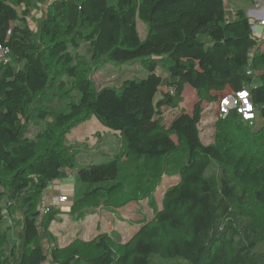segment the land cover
Returning <instances> with one entry per match:
<instances>
[{"label": "trees", "instance_id": "obj_1", "mask_svg": "<svg viewBox=\"0 0 264 264\" xmlns=\"http://www.w3.org/2000/svg\"><path fill=\"white\" fill-rule=\"evenodd\" d=\"M38 3L45 8L32 31L27 19ZM229 5L228 0H0V45L11 58L0 64V264H150L154 256L184 261L172 264H264V124L254 129L233 111L217 118L220 99L254 80L262 87L250 90L251 99L264 114V51L248 12ZM136 18L146 27L144 41ZM136 62L147 76L126 80L119 89H98L87 77L108 64ZM247 68L255 78L246 75ZM186 87L198 99L192 111L181 109L163 124V109L181 105ZM203 104L215 105L217 118L209 146L198 136ZM91 118L122 142L112 172L78 168L64 145L65 135ZM47 119L51 124L31 135L33 123ZM212 161L217 172L207 177ZM121 166L132 178L141 175L134 185L143 197L154 181V174L142 181L146 171L157 168L158 179L159 172L177 170L179 181L126 241L110 233L59 246L50 226L60 212L51 207L39 212L49 184L75 171L71 206L62 214L81 221L121 188ZM4 213L19 228L13 245L10 225L1 228Z\"/></svg>", "mask_w": 264, "mask_h": 264}, {"label": "rangeland", "instance_id": "obj_2", "mask_svg": "<svg viewBox=\"0 0 264 264\" xmlns=\"http://www.w3.org/2000/svg\"><path fill=\"white\" fill-rule=\"evenodd\" d=\"M262 1V0H258ZM230 3L231 9H244L248 10L249 8L253 7L251 0H228ZM38 7H34L31 9V13L28 16V26L32 31H36L37 25L39 20L42 18V9L43 3H38ZM24 9L23 7H21ZM18 9V8H17ZM19 10V9H18ZM136 29L138 33V37L141 41H144L147 35L145 25L136 18ZM263 40V39H262ZM79 56H84V49L80 47L77 51ZM83 59V58H82ZM159 75L161 74L160 71H156ZM147 71L144 70L139 63H128L125 65H114L108 64L103 69H94L92 70L87 77L91 78L98 89L103 87H112L115 89H119L122 83L126 80H141L147 76ZM62 80L65 81V84L70 85V81L66 79L64 76L61 77ZM255 89L261 88V84L258 80H254L252 83ZM56 87V86H55ZM53 87L51 90L56 91V88ZM248 90H251V87H247ZM51 95V93H50ZM69 95V94H68ZM159 100V95L154 98V104L156 106L157 101ZM198 101L195 92L187 88L184 93L183 102L176 108L173 109H163V116L161 117V121L163 124H169L170 121L175 118L181 111V109L185 110L186 112L190 113L192 108L194 107L195 103ZM203 112L201 116V121L198 125V136L200 142L204 146H209L213 143L214 139V130L213 125L217 118L214 116V106L213 105H206L203 104ZM51 124V119H47L44 122H34L31 126L32 132L31 135L36 134L37 132H41L45 127ZM264 124V114L263 109L259 108L256 112V121L254 122V129L259 128L261 125ZM121 140L112 131L104 129L102 126L98 124L95 118H91L86 122H82L76 126H74L66 135L64 139V145L66 147H71L72 153L76 158V166L79 167H107L108 171H113L112 165L115 162V157H118L121 147ZM109 167V168H108ZM157 168H155L152 172L146 171V178H144V182L149 177V175L154 174V181L150 182L145 186V192L149 193L147 197H143L142 192L137 194L136 187L134 185L136 177L138 179H142L141 175L135 176L134 178L127 175L124 166H121L120 176L123 185L121 188L110 198L109 204L104 205H97V208L90 205L89 207H93L92 209L96 208L95 211L87 216L85 219L86 224L85 226L90 227L91 225L96 226L95 222L89 221L92 219L90 216L95 214L96 212L99 213V216H103L106 220L103 225V228L106 230H111L115 226L116 218L125 219L126 217L128 220H124L122 224L125 222L140 220L141 218H151L154 212L161 207V201L164 195V192L174 186L179 181V175L177 170L170 171H163L159 172L160 175L156 176ZM217 166L212 161L206 171V176H211L216 174ZM72 175L75 174V171L72 170L70 172ZM70 177V182H75V177ZM71 189V190H70ZM69 192H71L70 197L74 194V187H69ZM81 192V191H80ZM130 196L128 199L127 196ZM57 197V196H56ZM50 206L52 210L59 211L60 214L57 216V220L53 222L52 227L50 226V231L55 235L57 244L61 247H64L65 241L62 240L61 234L63 237L66 236L67 239H78L80 240L83 234L82 226L78 223L80 221H76L70 218L67 214H62L68 212L71 202L69 201L64 204H58L57 198H55V202L50 201ZM100 204V203H99ZM97 215V214H96ZM19 214L17 213V217ZM61 222L59 223V221ZM84 221V220H83ZM96 221V220H95ZM82 222V220H81ZM138 222V221H137ZM77 223V224H76ZM133 224V223H132ZM139 224V223H138ZM10 225L9 218L7 217L6 213H4V217L2 220V229ZM8 244L13 245L17 242V234L19 232V228H16L13 225L8 227ZM79 230V231H78ZM114 231H110L113 233ZM85 233H88L87 231ZM108 234V233H103ZM115 237L119 240L126 241L127 238L131 235V232L125 233L127 237H122L119 233H114ZM100 235V234H99ZM64 238V239H66ZM74 239V240H75ZM71 243V242H69ZM172 263H184L181 259H163L159 256H154L150 260V264H172Z\"/></svg>", "mask_w": 264, "mask_h": 264}, {"label": "built area", "instance_id": "obj_3", "mask_svg": "<svg viewBox=\"0 0 264 264\" xmlns=\"http://www.w3.org/2000/svg\"><path fill=\"white\" fill-rule=\"evenodd\" d=\"M228 10L227 18L231 20L234 17V14L231 10ZM264 0L258 1L254 4L252 10L248 12L249 23L251 25V31L253 36L258 41V45L260 41L264 38V33L261 34L258 31V27L264 28ZM264 32V31H263ZM252 53H250V57ZM11 62L9 49L5 46L0 45V64H7ZM256 72L252 68H247L246 75L255 78ZM253 83V82H252ZM248 87H253V85ZM235 112L237 115L241 117L244 122H247L249 125L254 124L256 119L255 117V108L251 99L250 90L243 88L240 91L235 92L234 94L227 95L220 99L217 106V118L224 119L231 112ZM71 193L67 195H61L57 197L58 204H62L68 201ZM49 206L46 204L45 197L41 199V204L39 208L40 215H44L48 212Z\"/></svg>", "mask_w": 264, "mask_h": 264}, {"label": "crops", "instance_id": "obj_4", "mask_svg": "<svg viewBox=\"0 0 264 264\" xmlns=\"http://www.w3.org/2000/svg\"><path fill=\"white\" fill-rule=\"evenodd\" d=\"M49 1L50 0H46V3L49 2ZM256 2H258V0H253L252 1L253 7H254V4ZM253 7L252 8H249L247 10V12H249L250 10H252ZM44 8H45V6H43V9ZM263 18H264V16H263ZM258 31L261 34L264 33L263 32L264 30L261 27H258ZM260 44H261L260 45L261 49L264 51V38H263V40L260 41ZM187 88H189V87H186L185 88V91L187 90ZM185 91H184V93H185ZM214 108H215V105H214ZM254 108H255V117H256V112H257L258 107L256 105H254ZM214 116H215V114H214ZM215 118H216V116H215ZM255 121H256V119H255ZM113 134H115L119 138V135L118 134H116V133H113ZM71 176H74V175L71 174V175H69L65 179L55 180V181H53V182H51L49 184V186H48V188H47V190L45 192V195H44L47 205L50 206V204H49L50 201L51 202H55V198H57L58 196L67 195L68 193H71V192H69V187H72V190H73V186H74V183L70 182V177ZM73 179H74V177H73ZM90 217L92 219H90L89 221L95 222L96 226H94V225H91L90 227L85 226V224H86V221L85 220L87 218L84 219V221L82 220V222L81 221L78 222L82 226V229H80V230H82V232H83L82 233L83 235L81 237H78V238H81L80 240L85 241V240H88L90 238H93L94 236H97V235L103 234V233H108L109 234L110 231H114L113 233H116L117 232V233H119L120 236H122V237L125 238V237H127L125 233L131 232V235H132L139 228L140 223L143 220H150L152 218V217L151 218H141L140 220L132 221L133 224L131 223V225H130V222L129 223L128 222H125V224H122V222H124V220H128L131 217L128 218V217L125 216V219H122V218H118L117 219L116 218L115 219L116 220L115 226L113 228H111V230L104 231L105 229L103 228V225H104L106 219L103 216L100 217L98 212H96L95 214L91 215ZM120 220L122 222H120ZM60 222H61V220L59 221V223ZM52 225H53V223L51 224V227H52ZM86 231L88 233H85ZM61 238H62L63 241L66 240L64 246L67 245V244H69V242H72L75 239V238L74 239H72V238L71 239H67L66 236L63 237L62 234H61ZM64 238H66V239H64ZM121 241H123V240H121Z\"/></svg>", "mask_w": 264, "mask_h": 264}]
</instances>
